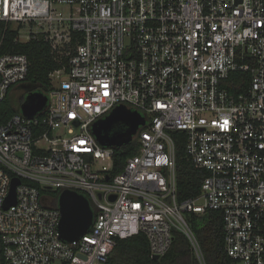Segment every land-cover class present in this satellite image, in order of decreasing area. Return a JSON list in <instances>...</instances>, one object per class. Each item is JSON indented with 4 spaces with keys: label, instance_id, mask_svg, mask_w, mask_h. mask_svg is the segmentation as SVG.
<instances>
[{
    "label": "built area",
    "instance_id": "obj_1",
    "mask_svg": "<svg viewBox=\"0 0 264 264\" xmlns=\"http://www.w3.org/2000/svg\"><path fill=\"white\" fill-rule=\"evenodd\" d=\"M10 30L16 43L75 49L68 69L51 73L44 109L0 119L9 264H109L117 240L140 232L161 258L174 230L207 264L187 218L207 209L223 213L232 264H264V0H0V105L29 70L26 54L4 51ZM122 104L146 122L127 143L138 153L111 177L117 147L102 145L93 124ZM178 140L207 172L200 194L184 200ZM15 177L16 202L6 208ZM65 189L94 209L90 230L73 241L60 235L58 198L45 193Z\"/></svg>",
    "mask_w": 264,
    "mask_h": 264
},
{
    "label": "trees",
    "instance_id": "obj_2",
    "mask_svg": "<svg viewBox=\"0 0 264 264\" xmlns=\"http://www.w3.org/2000/svg\"><path fill=\"white\" fill-rule=\"evenodd\" d=\"M17 32L10 30L5 42L4 51L24 53L29 59V70L26 80L21 86L48 94L52 88L51 73L66 67L68 69L70 55L75 44L71 43L64 48V53H56L49 42L43 38L31 39L26 42H14ZM240 74V73H239ZM242 77V75H240ZM239 77V82L241 80ZM235 83V82H234ZM235 89V86H233ZM24 98L15 105L10 94L0 105V119L6 121L20 111V105ZM139 146L133 142L117 147L113 156V166L110 176L120 173L127 162L128 157L138 153ZM207 175L205 170L195 167L187 157L184 142H177V184L178 198L184 200L200 194L202 183ZM45 193L55 200L59 190H45ZM57 205V202H55ZM187 218L195 232L207 264H232L230 256L225 250V231L223 213L220 210L207 209L204 213H187ZM0 264H9L3 253V243L0 233ZM109 264H200L187 236L180 230H174L171 248L160 259L151 257L147 236L139 234L120 238L110 255Z\"/></svg>",
    "mask_w": 264,
    "mask_h": 264
},
{
    "label": "water",
    "instance_id": "obj_3",
    "mask_svg": "<svg viewBox=\"0 0 264 264\" xmlns=\"http://www.w3.org/2000/svg\"><path fill=\"white\" fill-rule=\"evenodd\" d=\"M47 101V94L31 91L20 105V109L24 115L32 118L45 108ZM145 122L146 119L140 112L122 104L115 107L107 117L96 121L93 124V132L102 145L120 147L131 142L139 126ZM120 125L125 127L120 128ZM20 182V178H13L6 208L16 202V186ZM111 198L114 200L116 197ZM58 207L61 212L59 232L64 240L73 241L90 230L94 222V209L85 194L65 189L58 196ZM153 258L158 260L160 257L156 255Z\"/></svg>",
    "mask_w": 264,
    "mask_h": 264
},
{
    "label": "rangeland",
    "instance_id": "obj_4",
    "mask_svg": "<svg viewBox=\"0 0 264 264\" xmlns=\"http://www.w3.org/2000/svg\"><path fill=\"white\" fill-rule=\"evenodd\" d=\"M60 10H63V11H68V7L65 6V5H62L59 7ZM64 46H61V50L64 51ZM67 75L66 74H62L60 76V80L61 79H67ZM52 79H53V82L55 85H58V82H59V79L56 75L52 76ZM32 89H29L28 87H24V86H17L10 94V98H11V101L17 105L20 101V99L24 98L27 96L28 93L31 92Z\"/></svg>",
    "mask_w": 264,
    "mask_h": 264
},
{
    "label": "flooded vegetation",
    "instance_id": "obj_5",
    "mask_svg": "<svg viewBox=\"0 0 264 264\" xmlns=\"http://www.w3.org/2000/svg\"><path fill=\"white\" fill-rule=\"evenodd\" d=\"M119 127H120V128H124L125 126H124V125H120Z\"/></svg>",
    "mask_w": 264,
    "mask_h": 264
}]
</instances>
